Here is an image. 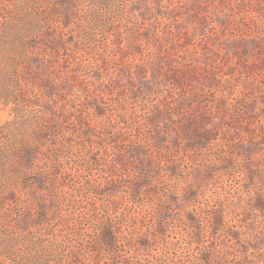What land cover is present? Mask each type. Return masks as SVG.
<instances>
[{
	"label": "rangeland",
	"instance_id": "obj_1",
	"mask_svg": "<svg viewBox=\"0 0 264 264\" xmlns=\"http://www.w3.org/2000/svg\"><path fill=\"white\" fill-rule=\"evenodd\" d=\"M38 12V26L49 41L35 44L29 66L37 70L50 63L65 77L62 88L73 89L66 102L78 112L64 113L61 123L75 130L82 151L39 156L49 166L60 165L50 175L55 187L35 184L38 176L30 170L24 178L28 185H9L3 192L0 264H94V258L96 264H264V0H0V66L11 57L25 58L18 31L27 25L25 14ZM55 36L60 41L51 47L49 37ZM207 77L216 79L212 88ZM94 89L103 90L96 98L107 109L98 117L102 121L92 143L84 145L87 136L78 118L96 122L93 110L85 108ZM236 100L241 104L233 112L230 103ZM10 105L0 102V127L13 118ZM157 106L167 116L178 106L184 120L200 110L216 124L210 142H180L186 176L191 168L215 166L194 183L200 195L189 202L172 197L163 170L139 171L138 156L127 152L129 141L142 147L141 156L154 154L163 141L173 145L181 121L176 113L158 118L153 127L142 121L141 115ZM119 115L135 117L134 123L114 125ZM118 130H125V144ZM13 135L5 128L0 137L7 141ZM50 138L65 141L56 127ZM83 153L96 159L94 169H86ZM109 176L120 181L119 187L95 202L78 183L89 178L101 184ZM141 178H149L150 187L159 179L160 198H148L142 187L128 201L127 185ZM173 181L184 185L181 177ZM211 203L227 214L214 228L202 221L201 208ZM41 209L47 212L44 223H25L19 232V221ZM102 217L116 232L110 247L97 241ZM42 238L57 239V251L41 248ZM140 238H147V250L133 246Z\"/></svg>",
	"mask_w": 264,
	"mask_h": 264
},
{
	"label": "trees",
	"instance_id": "obj_2",
	"mask_svg": "<svg viewBox=\"0 0 264 264\" xmlns=\"http://www.w3.org/2000/svg\"><path fill=\"white\" fill-rule=\"evenodd\" d=\"M27 18V25L21 28L18 31V35L22 44L18 46V48L23 49V53H25V58H15L11 57L0 66V102L4 104H11L10 110L13 113V118L11 121L0 127V135L2 131L7 128V130H12L15 135H13L10 140L3 141L0 137V198L3 195V192L6 191L9 185H28L29 182H26L24 178L30 170H34L36 172L37 178H34L35 184L41 183L42 185H48L55 187V180L51 179L50 175L52 171L56 170L59 164L54 163L49 166L47 160H39L40 155L45 158L52 154L54 157H60L61 153L65 152H73V151H82L77 148L76 141L74 140V131L72 133L66 130L67 126L61 123V119L65 116L64 113L71 115L72 112H78L77 106L71 102V104H67V94H71L73 89H64L62 88V82L65 79L64 75L61 73H57L56 70H53V65L50 63L41 64L38 69H33L29 66V53L36 48L35 45L38 41L41 43H47L48 38L44 35V30H42L40 25V17L41 14L32 15L30 13L25 14ZM37 24V27H36ZM56 37V36H55ZM54 39L49 37L50 46H57L59 43L58 36ZM33 43V44H32ZM42 47V46H41ZM67 49V47H64ZM212 75V74H211ZM2 77V78H1ZM7 77V78H5ZM72 77V76H70ZM9 80V81H8ZM216 80L215 77H207V87L212 88L213 81ZM261 84L264 87V78L261 79ZM249 86H252L249 85ZM256 86V84H255ZM257 88V87H256ZM261 88V87H258ZM224 89V88H223ZM93 95L90 100H87L85 104V108L87 110L92 109L93 114H95L96 122L94 124H90L85 119L78 118L79 124H84L82 130L83 133L86 134L87 138L82 139V143L84 145L88 143H92L90 137L95 135L96 128L98 127L96 124L101 123V119L98 117H105V110L107 107L102 105V98H96V96L100 95L103 92L102 89H94ZM74 93V91H73ZM195 94V93H194ZM222 94V93H221ZM224 94H222L223 96ZM63 103L61 105H57V103ZM240 101L236 100L232 104L233 112H236L239 109ZM68 105V107L63 106ZM176 111L172 112L167 116V114H163V108L155 107L154 110L150 112H146L142 117V121L148 123L151 127L157 125V119L160 117H175L179 116L181 121L178 122L177 127V135L175 140L173 141V145L170 146L165 144L164 146L157 148L154 154L149 153L142 155V147L137 142H130V148H128L127 152L131 155L138 156V163H140V170H145L148 172H154L157 169L163 170V174H166L167 181L170 187V191L172 197H176V201H179L180 198L191 201L192 199L199 198L200 193L198 192L197 181L201 180L202 176L207 175L211 168L215 167L214 165L210 166L208 164H203L202 167L191 168L190 174L191 176H186V170L181 167L180 160L178 158V153L180 151V142L182 139H185L187 142H193L197 145L206 142H210L214 139V135L216 132V124L212 120V116H210L211 120H208L207 114L203 111H200V115L192 116L187 120H184L183 112L180 111L179 107L176 106ZM119 119L113 121L114 125L120 124V127L125 128L123 126H128L131 123H134L133 116H124L119 115ZM137 122H135L136 124ZM112 124V126H113ZM93 125V126H90ZM58 128L59 133L62 137L65 138L64 143L58 144L57 141H53L50 138L52 128ZM116 128V126H113ZM136 131V130H134ZM118 135L122 137L124 144L126 138H123L125 135V130H118ZM135 136V134H134ZM111 138V136H110ZM132 138V137H131ZM245 140V138H242ZM134 140V137H133ZM179 143V144H178ZM193 147V146H192ZM125 147H122L119 153L124 150ZM190 149V148H189ZM82 159L86 164V169L89 171L94 169L95 166L98 165L96 163V159L92 156V154H82ZM219 161H223V163L228 162L225 158L220 159ZM119 160H115V165H120ZM122 170L124 169L122 165H120ZM9 168V169H8ZM76 167V173H81L79 168ZM99 170L104 171L102 167H97ZM13 170V174L11 176H7L5 171ZM150 169V170H149ZM204 170V171H202ZM137 171V170H136ZM138 173V172H136ZM142 173V172H141ZM110 178L104 181L103 183H95L90 182L89 178L85 179L80 183L81 186L85 187L84 192L93 193L92 201L95 202L98 196H107L110 197L111 191L116 190L119 187V182L116 178L109 176ZM144 177V174L142 175ZM181 177L184 179V183L182 182L179 192H177V186L175 185L173 178ZM151 178V177H150ZM28 180V179H27ZM86 180L89 181L86 182ZM142 181L137 182L136 184H128L129 195L128 201L133 202L135 196L137 197L139 191L142 187H145L148 198L156 196L160 198L159 194V179L155 181V187L148 186L151 181L149 178H141ZM196 181V182H195ZM13 182H15L13 184ZM196 183V184H194ZM130 185V186H129ZM109 186L108 191L102 193L101 190L105 187ZM35 187L33 186V189ZM9 189V188H8ZM36 190V189H35ZM33 198L35 197V193H31ZM220 206L218 204H206L202 206V211L205 216L202 220L204 223L209 224L211 228L219 226L226 219V213L224 210L219 209ZM47 212L43 209L39 210L35 215L31 216L29 220L25 222V220L19 221L18 231L22 232L24 229V224L27 223L30 226L31 224L40 225L43 224L46 220ZM120 217V216H118ZM199 224L195 220V224ZM98 234L97 241L100 245L105 247H110L112 245V240L116 235V232L113 230V227L110 222L102 217L98 220ZM198 239H200L201 234L197 235ZM198 239L194 238V241H198ZM143 241L142 243H140ZM41 248L51 250L52 252L57 251L60 243L56 240H44L42 238L40 241ZM143 245V246H141ZM134 247L138 249L147 250L149 246V242L147 238H140L138 244H134ZM58 253L51 258L53 262H57ZM48 257H46V262L51 261ZM94 264H96L95 258L93 259Z\"/></svg>",
	"mask_w": 264,
	"mask_h": 264
}]
</instances>
